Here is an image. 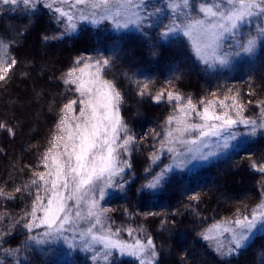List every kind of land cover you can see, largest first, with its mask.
I'll list each match as a JSON object with an SVG mask.
<instances>
[{
  "label": "trees",
  "instance_id": "1",
  "mask_svg": "<svg viewBox=\"0 0 264 264\" xmlns=\"http://www.w3.org/2000/svg\"><path fill=\"white\" fill-rule=\"evenodd\" d=\"M44 4L41 0L35 11L25 9L22 4H0V39L11 45L9 55L17 61L7 79L0 81V122L14 130V135H9L0 129V189L6 194L0 196V235L11 231L0 242V264H86L84 250L82 253L60 247L57 251L60 253L63 248L67 254H59L53 253V248H41L32 242L25 246L27 237L40 229L27 232L22 217L31 210L37 194V187L31 183L36 178L33 172L44 171L41 157L57 132L61 109L78 95L64 84L65 74L78 58L86 57L100 42L108 43L117 35L104 31L103 27L84 26L73 42L63 36L51 39L54 32L51 17L55 19L57 13L55 6L49 9ZM154 22L148 18L143 30L149 33ZM45 36L50 39L45 40ZM155 45L159 51L157 60H162L167 53L161 46L164 44L155 41ZM132 61L130 57L115 59L103 75L120 91L121 117L135 139L126 155L131 167L123 179L128 181L125 184L122 180L123 188L107 199L110 208L103 217L108 225L113 230L120 229L119 237L126 241H146L150 237L159 254L156 264H264V234L256 236L237 256L222 258L212 253L201 237L212 223L234 215L238 209L241 212L251 209L263 198L264 174L251 164L264 163V131H258V135L225 158L190 174L173 173L157 188L144 187L167 159L163 155L152 163L153 146L162 137L168 113L178 103L167 99L168 92L183 97L180 104L191 98L197 108L201 107L200 101L236 95L237 102L244 107L243 115L259 123L264 119V75L253 81L214 86L192 70L182 80L166 83L160 80L144 89L130 76ZM160 64L154 66L158 68ZM140 91L145 95H139ZM160 93L165 95L157 102L154 97ZM233 130L247 131L243 125ZM17 188L21 191L17 192ZM197 193L198 200L189 199ZM162 220L167 223L162 225ZM130 229L132 235L128 234ZM3 249L20 251L11 255ZM102 262L138 264L135 258L117 253Z\"/></svg>",
  "mask_w": 264,
  "mask_h": 264
},
{
  "label": "snow or ice",
  "instance_id": "2",
  "mask_svg": "<svg viewBox=\"0 0 264 264\" xmlns=\"http://www.w3.org/2000/svg\"><path fill=\"white\" fill-rule=\"evenodd\" d=\"M60 2L68 3L69 0ZM40 3L41 0H0V4L11 6L22 4L25 9L31 11H35ZM44 6L52 8L50 3H45ZM76 6H83L77 8L80 20L95 23L99 13L100 18L113 20L117 28L127 27L130 22L136 23L139 27L145 20L161 11L160 8H155L146 17L132 11L136 19L125 20L121 24L119 17L122 14L127 15L129 10H146L145 0H74L71 7ZM168 7L177 19L181 15L184 19L180 23L164 25L160 33L161 38L182 34L189 41L192 54L205 65L211 66L217 62L227 64L230 55L240 53L251 55L264 40V0H207V2L201 0L198 6L190 3V0H168ZM85 8L90 9L88 14H85ZM193 10L199 14L197 17L192 16ZM55 11L61 18L67 19L66 31H74L76 27L72 23L74 14L59 7ZM253 19L259 22L254 33H250L238 45L239 52H225V41L234 36L242 25L251 24ZM44 39L50 38L45 36ZM10 46L0 39V81H5L8 73L17 64L16 59L9 55ZM111 65L110 56L80 57L64 76V84L70 86L69 90L78 95L65 103L61 109L62 115L56 124L57 132L50 141V147L41 157L46 171L33 172L36 178L31 183L38 191L31 210L22 217L24 220L22 226L29 233L39 228H43L44 231L29 235L25 246L27 242L44 244L49 238L55 237H61L68 242L69 237L65 236V233H73L72 239H79L81 244L78 246L82 250L93 252L94 260L97 259L95 253L102 249V258L105 261L109 260L115 250L121 256L135 258L138 264H156L159 254L153 240L149 237L146 241L135 239L129 243L120 239V229L113 230L102 219L108 209L99 207V201L104 199L107 188L113 186L123 188L121 183L123 173L125 168H130L131 165L127 159L121 157L129 153L135 144L134 136L129 134V129L120 116L121 93L113 81L103 78ZM143 87L147 89V84H143ZM231 91L229 89L230 93ZM138 94L143 96L145 92L140 91ZM164 95L160 93L154 99L159 102ZM166 95L169 101L178 102L176 105L178 114L169 116L166 121L167 125L171 126L174 123L175 127H168L165 138L161 141V150L165 145L179 144L190 154L185 155V152H180L175 147H168L167 151L174 154V160L177 157L181 158L175 164L177 167H185L194 160H206L210 155H214V152L198 154L196 147L205 145L211 137H220L223 140L222 147L228 148L230 141L237 139L238 133L233 129L238 125H243L247 130L246 134L250 136H255L258 130L264 131V119L258 123L256 119L245 117L244 107L237 102L236 95H226L219 99V112L213 100L206 103L200 101L203 105L200 111L191 98L180 104L184 98L179 94L168 92ZM228 100H231L230 104L226 103ZM193 113L200 122H192L190 117ZM0 129L14 135L13 128L4 122H0ZM171 167L165 166L159 173L153 175L151 181L144 187L149 189L159 187ZM251 167L264 174V163L254 161ZM117 177L121 180H117ZM16 191L20 192L21 189L17 188ZM41 191L45 194L50 192L46 204L45 197L40 195ZM3 195L6 194L0 189V196ZM199 198V193L189 197L192 201ZM81 222H86L88 226L80 229ZM166 223L161 221L162 225ZM254 230L264 232V199L255 208L246 209L244 212L238 209L234 218L212 225L201 233V237L205 241L216 240L218 242L216 251L225 257L232 256L242 249ZM209 233H219L221 236L228 233L227 248L219 242V236ZM128 234L132 235L131 229ZM5 235H11V231L0 235V242H3ZM3 251L16 255L20 250Z\"/></svg>",
  "mask_w": 264,
  "mask_h": 264
},
{
  "label": "rangeland",
  "instance_id": "3",
  "mask_svg": "<svg viewBox=\"0 0 264 264\" xmlns=\"http://www.w3.org/2000/svg\"><path fill=\"white\" fill-rule=\"evenodd\" d=\"M146 1H148L147 4ZM73 2L74 0H69L68 3H61L60 0H44V3H50L52 4V6H55V8L59 7L64 9L65 11H70L72 14H74V19L72 21V23L76 25L74 31H66V28L68 26V21L66 18H61L59 13L56 12L57 14L55 15V19H53L54 16L51 17V20L53 22V29H54L53 37L62 38L63 36L67 39L68 38L71 39L70 42H73L74 41L73 39L76 36H78V34L81 32L80 31L81 28L84 26L95 27V28L103 27L104 31H108L112 33L115 32L117 37H115L112 41L108 43L102 44L100 42V44L96 46V49L90 54H87L86 57H96L98 55H103L106 57L110 56L112 58V61L115 59L121 60V58L123 57H130L133 60L131 62L132 73L130 74V76L133 78L134 82H142L140 83L142 86L145 83L147 84V86L153 85L155 82L160 80H162V82L165 83L171 82L173 80H182L184 75L192 70H196L198 74L200 73L202 78L206 80L207 83L214 86H227V85L238 84L241 82L253 81L257 77L264 75V46L263 47L261 46V42L259 44V47H257L255 52L251 55L245 53H240L239 55H230L228 57L227 64L222 65L217 62L209 66L203 64L202 62L196 59V57L192 54L189 41L182 34L171 35L166 39L161 38L160 33L163 31L164 25H168L173 22L180 23V21L184 19L183 15H181L178 19L173 15V12L168 7V0H145L146 10H141V9L129 10L127 15L122 14L119 17L120 23L123 24L125 20L134 21L136 19V17L132 15V11L138 12L141 17H146L148 16L149 13H152L155 8H160L162 12L156 13L155 15H152L151 18H149V20L153 18V20L155 21L149 33H146V31L143 30V27L146 25L148 19L145 20V22L139 27L137 26L136 23L130 22L127 27H120V28H117L115 26L113 20L100 18L99 13L97 14L95 23L86 20H80L79 12L77 11V8H82L83 6L71 7ZM200 2L201 0H190V3L196 6H198ZM205 2H207V0H205ZM84 11L85 14H88L90 9L85 8ZM191 14L193 17H197L199 15L195 10H193ZM258 22L259 21H257L256 19H253L251 24L242 25L239 28V30H237L234 36H230L225 41L224 51L230 53L239 52L238 45L241 42H243L250 33H254L256 24ZM151 32H153V34H150ZM62 33L64 35H61ZM155 41H160L164 44L161 46H163V49L167 52L166 56L163 57L165 59L162 58V60H157L158 56L156 57V55L159 53V51H158V46L155 45ZM157 62L162 63L158 66V68L154 66V63ZM80 66L82 67V64ZM162 82L159 83L162 84ZM223 98L224 96L217 98L214 97L211 99L216 102L217 112L220 111L218 101L219 99H223ZM226 103L230 104L231 100L226 101ZM176 105L168 113L169 116L178 114V112L176 111ZM202 108L203 105H201V107L198 108V110L202 111ZM74 114H78V113H74ZM74 114H70V116ZM190 119L192 120V122H200L198 117H196L194 113L192 114ZM168 127H175V124L173 123V125L169 126L165 123V127L162 131V137L159 140L158 144L153 146V151H152V156H153L152 163L161 160L163 155L167 156L165 163L155 174L159 173L161 169H163L165 166H172L165 180L173 173L190 174L193 171H196L200 167L206 166L219 159L225 158L230 154V152H232L234 149H236L237 147H239L245 141H247L249 138L252 137L250 135H247L246 131L244 130H239V131L233 130L238 133L237 139L234 141H230L228 148L222 147L223 140L220 137H211L209 140L206 141L205 145H199L196 147L198 149V154L199 152H204V153L214 152L215 153L214 155H210L206 160H194L185 167H177L175 166V164L181 158L177 157L176 160H174V154L167 151V148L175 147L180 152H185V147L179 144L165 145L164 149L161 150V141L164 140L165 133ZM258 131H262V130H258ZM258 131L256 135H258ZM240 133H245V134H240ZM121 135H123V133H121ZM126 155L127 153L123 154L121 158L127 159ZM185 155H190V154L185 152ZM127 169L128 168H125L124 173L126 172ZM44 171H46L45 168ZM124 173H123V177H124ZM151 179L149 180V182L151 181ZM117 180H121V178L117 177ZM122 180L125 181V184L127 183L126 181H128V179H122ZM119 189H120L119 187H115V186L107 188L104 199L99 201V207L103 209H109L110 206L107 202V199L111 194L117 192ZM40 195L45 197L44 203L46 204L47 196L50 195V192L45 194L42 191ZM262 199H264V196L258 201L257 204L261 203ZM256 205L253 208H255ZM38 215H42V213H38ZM229 218H234V215L212 223L207 229L211 228L212 225L217 224L218 222H223ZM102 219L104 220V223L108 225L106 219L104 217H102ZM87 226L88 225L86 222H81L79 228L83 229L86 228ZM39 229L40 232L44 231L43 228H39ZM263 234L264 232L262 231L254 230L253 235L246 242L245 246L242 249H240L236 254L232 256H225V257L237 256L243 249H245L249 245V243L256 236ZM209 235L219 236V242H222L227 248L228 239H226V237L229 236L228 233H223L222 236L219 233H209ZM65 236L69 237L68 242H66L61 237H55V238H49L46 243L40 244L38 246H40L41 248H49V247L53 248L54 250L53 253H59L57 250L60 247H63L65 249L67 248L75 249V250L77 249L80 250L79 252L86 253V258H85L86 264H103L102 249L99 252L95 253L97 259L94 260L93 252L85 251V250L83 252L82 248L78 246L81 244L79 239H75V240L72 239L73 233H65ZM122 240L126 241L125 239ZM127 242L132 243L130 241ZM204 242L206 243V245L208 246V248L212 253H214L217 257L222 258V256H220L216 251L217 243H218L216 240H208V241L204 240ZM96 247L99 248V246ZM63 248L59 254H62L61 252L67 254L66 250ZM113 253H117L118 255H120L115 250H113Z\"/></svg>",
  "mask_w": 264,
  "mask_h": 264
}]
</instances>
